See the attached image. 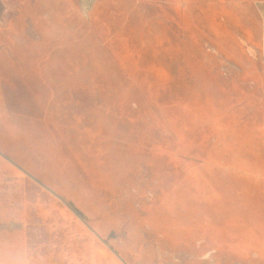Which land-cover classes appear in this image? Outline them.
I'll return each instance as SVG.
<instances>
[{
    "label": "rangeland",
    "instance_id": "rangeland-1",
    "mask_svg": "<svg viewBox=\"0 0 264 264\" xmlns=\"http://www.w3.org/2000/svg\"><path fill=\"white\" fill-rule=\"evenodd\" d=\"M258 2L0 0V264H264Z\"/></svg>",
    "mask_w": 264,
    "mask_h": 264
},
{
    "label": "crops",
    "instance_id": "crops-1",
    "mask_svg": "<svg viewBox=\"0 0 264 264\" xmlns=\"http://www.w3.org/2000/svg\"><path fill=\"white\" fill-rule=\"evenodd\" d=\"M258 9L261 16V54L264 58V0H259ZM257 185L262 188V191L258 193V200L256 199L255 194V200H257L258 203L261 202L262 210L258 208V212L261 211V213L259 212L254 218L251 217L252 199L250 193L248 202L250 220L246 242L249 247L253 248L255 254L264 260V179H258Z\"/></svg>",
    "mask_w": 264,
    "mask_h": 264
},
{
    "label": "water",
    "instance_id": "water-1",
    "mask_svg": "<svg viewBox=\"0 0 264 264\" xmlns=\"http://www.w3.org/2000/svg\"><path fill=\"white\" fill-rule=\"evenodd\" d=\"M15 163V162H14ZM16 164V163H15ZM17 165V164H16Z\"/></svg>",
    "mask_w": 264,
    "mask_h": 264
}]
</instances>
